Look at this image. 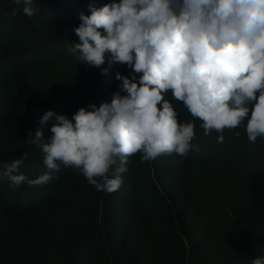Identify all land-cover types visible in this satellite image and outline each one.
Wrapping results in <instances>:
<instances>
[{
	"label": "trees",
	"instance_id": "obj_1",
	"mask_svg": "<svg viewBox=\"0 0 264 264\" xmlns=\"http://www.w3.org/2000/svg\"><path fill=\"white\" fill-rule=\"evenodd\" d=\"M35 2L40 11L27 17L23 5L0 0V171L22 159L29 179L48 171L40 145L27 139L42 128L50 140L55 120L41 125L43 114L71 119L81 107L110 103L125 94L116 74L131 73L106 62L102 74L69 52L79 13L112 0ZM173 105L180 123L194 120ZM194 122L199 151L152 162L130 156L113 193L62 164L39 186L11 188L0 177V264H251L264 255V139L249 142L242 124L218 142Z\"/></svg>",
	"mask_w": 264,
	"mask_h": 264
},
{
	"label": "clouds",
	"instance_id": "obj_2",
	"mask_svg": "<svg viewBox=\"0 0 264 264\" xmlns=\"http://www.w3.org/2000/svg\"><path fill=\"white\" fill-rule=\"evenodd\" d=\"M14 3L27 17L40 11L35 0ZM88 7L89 15L79 13L78 42L69 52L102 74L106 62L126 65L130 75L115 77L125 94L116 92L91 111L81 107L71 119L44 113L41 125L55 120L50 140L42 128L27 139L40 145L48 171L29 179L20 171L23 160L14 159L0 171L9 187L45 184L62 164L113 193L130 156L152 162L199 151L192 144L197 119L205 135L219 134L218 142L242 124L249 142L264 139V0H112ZM173 101L194 120L180 123ZM251 264H264V255Z\"/></svg>",
	"mask_w": 264,
	"mask_h": 264
}]
</instances>
